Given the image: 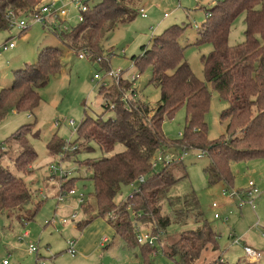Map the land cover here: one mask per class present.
Wrapping results in <instances>:
<instances>
[{
	"label": "rangeland",
	"instance_id": "1",
	"mask_svg": "<svg viewBox=\"0 0 264 264\" xmlns=\"http://www.w3.org/2000/svg\"><path fill=\"white\" fill-rule=\"evenodd\" d=\"M98 1L89 0L88 5L92 6ZM215 1L132 0L131 6L135 10L132 17L109 31L102 39L101 47L90 57L84 55L78 58L73 50L80 51V48L68 49L58 37L61 30L70 29L80 19L76 0H38L32 7L51 4V12L64 9L66 14L56 18L52 16L51 20L46 17L45 25L37 22L20 31L13 24L0 32V89L11 85L13 72L18 67L37 62L43 48L53 46L61 51L60 70L51 74L47 83L38 89L41 97L38 107L32 113L9 111L0 122L2 164L6 165L9 159L18 155L20 149L17 144L6 138L22 125L33 124L30 125L31 131L26 133V139L36 154L31 161L30 172H20L11 167L13 173L23 179L31 196L22 210L15 209L12 217L0 211V264L3 259L8 264H35L36 255L28 252L31 244L37 246L45 264H174L171 258L163 254V247L173 243L182 231L195 229L197 224L192 219L183 224H170L155 240L153 252L142 249L134 237L132 242L135 244L127 245L124 239L114 234L107 223L108 216L85 224L80 204L83 201L94 204V187L89 179L91 171L84 162L103 153L94 144L93 149L80 148L78 152H73L74 146L80 142L76 128L85 112L92 118L114 116L111 109L104 110L106 100L99 94V86L105 81L107 90L115 97L117 83L106 76L108 69L119 71L121 79L126 84L130 83L123 95L129 96L133 104H144L151 111L156 107L160 90L150 82V67L140 69L131 58L138 56L142 47L149 48L154 37L170 25L185 26L179 40L184 47V57L193 74L204 80L201 57L210 52L211 45L197 43L199 36L195 25L199 26L205 20V9ZM80 4H83L82 0ZM258 6L264 8V0ZM140 8L145 16L138 12ZM244 29V15L241 14L231 25L228 44L241 43ZM8 43H12L13 47L4 49ZM95 73L100 75V79L93 77ZM125 83L120 81L118 85L124 86ZM208 89L210 101L204 119L207 140L212 141L225 133L226 120L220 118V113L227 105L210 84ZM107 102L111 108V99H107ZM125 106L129 107L127 102ZM185 114L186 109L181 106L171 118L164 117L161 122L164 136L172 140L181 138ZM70 120L73 121L72 126L68 123ZM53 137L67 144L68 156L64 152H49L47 145ZM122 148L121 144H117L113 151L106 154ZM164 153L182 156L185 167L186 176L171 188L170 195L195 193L203 217L217 235V249L204 251L196 264H210L218 257L228 264H246L249 260L244 246L261 252L260 260L253 262L264 264V155L231 160L229 171L232 181L231 185H227L222 180L209 182L205 171L210 161L207 155L197 157L201 153L194 150ZM166 154L156 152L154 157ZM161 166L157 161L152 169L156 171ZM63 176L72 179L71 189L75 194L61 189L66 182ZM249 182L257 191L251 197L245 193L250 188ZM139 183L135 181L121 186L114 199L116 204L122 203L138 188ZM80 197L83 198L82 202ZM213 203L216 207H212ZM33 213L32 219L25 218ZM163 213H169L167 204L163 205ZM72 214L75 216L72 217ZM215 214L218 216L214 217ZM18 215L22 217L18 218ZM130 216L133 218L132 211ZM80 222L82 224L78 226ZM140 227L141 231L147 230L145 226ZM23 230L28 231V236H21ZM104 238L106 242H102ZM235 238H240L239 242H233ZM68 241L74 242L76 252L73 256L67 250Z\"/></svg>",
	"mask_w": 264,
	"mask_h": 264
},
{
	"label": "trees",
	"instance_id": "2",
	"mask_svg": "<svg viewBox=\"0 0 264 264\" xmlns=\"http://www.w3.org/2000/svg\"><path fill=\"white\" fill-rule=\"evenodd\" d=\"M37 1L0 0V32L9 29V13L26 17ZM88 1H84L87 9L79 11L78 23L61 30L58 37L66 48L88 50L90 57L101 47L107 33L129 20L135 10L132 0H99L92 6ZM262 1L216 0L205 9V20L195 25L197 43L211 45L210 52L201 57L204 80L193 74L184 57L179 40L185 26L166 27L154 37L149 48L142 47L138 56H132L136 67H150V82L160 90L158 104L152 111L144 104H133L132 100L129 107L125 106L121 98L130 83L126 81V84L121 77L119 82L126 85L119 86V82L115 85V97L107 86H99V94L106 100L104 110L111 109L114 116L92 118L85 112L76 128L80 142L73 148V152H78L80 148L93 149L94 144L103 153L84 162L91 171L89 179L94 187V204L84 201L80 204L85 224L108 216L107 223L114 234L133 246L135 219L157 236L170 224H183L192 219L197 227L182 231L173 243L163 247V254L174 264H196L204 251L217 249V235L203 217L195 193L170 195L171 188L186 176L182 160L161 163L156 171L152 169V160L156 152L204 151L210 160L205 169L209 182L222 180L231 185V160L264 155V8L258 6ZM241 14L244 15V40L231 46L228 44L231 25ZM60 52L59 48L45 47L37 62L14 70L11 85L0 89V122L9 111L32 113L38 107L41 100L38 89L61 68ZM208 84L227 105L220 113V118L226 120L225 133L212 141L207 140L204 119L210 101ZM107 99H111V108ZM181 106L186 109L184 131L180 139L172 140L164 136L161 122L164 117L171 118ZM30 125L33 124L22 125L6 138L17 144L20 149L17 156L4 165L0 154V211L7 217H12L15 209L22 210L31 196L23 179L11 169L31 171L29 167L36 154L26 139V133L32 129ZM117 144L123 146L122 150L107 155ZM47 148L51 154L68 152L67 144L55 137ZM1 149L5 151L4 147ZM140 176L143 181L138 188L116 204L114 199L121 186L132 184ZM64 180L61 189H71L72 179L64 177ZM164 204L169 208L168 214L163 213ZM33 216L34 213L25 218ZM137 244L148 252L155 250V245ZM210 264L228 263L218 257Z\"/></svg>",
	"mask_w": 264,
	"mask_h": 264
},
{
	"label": "built area",
	"instance_id": "3",
	"mask_svg": "<svg viewBox=\"0 0 264 264\" xmlns=\"http://www.w3.org/2000/svg\"><path fill=\"white\" fill-rule=\"evenodd\" d=\"M80 1L81 0H76V4H78V8H79V11H85L87 9V6L85 5L84 1L85 0H82L83 4H80ZM51 4H46V5H42L40 7H33L28 16L26 17H16L14 14H11L9 13L8 14V20H9V24L10 25H13V24H16L19 28L20 31L22 30H25L27 29L31 24L33 23H42L43 25H45V21H46V17L52 18V16H54L53 18H56L58 16H63L66 14V11L64 9H60L59 11H55V12H51ZM138 12L141 14V16H145L144 14V10L143 9H139ZM165 15V14H164ZM13 47V44L12 43H8L7 45H4V49H7V48H11ZM77 57L78 58H83L84 55H88V52L87 50L85 49H81L80 51H77L75 52ZM106 76L108 78H111L112 80H114L116 83L119 82V79L121 77V74L119 71H114L112 69H108L106 70ZM93 77L95 79H100V75L98 73H95L93 75ZM135 78V77H134ZM133 78V79H134ZM132 79V80H133ZM101 85H105L106 86V82L105 81H102V84ZM132 90H130L131 92ZM121 100L123 101V103L127 102L129 103V101H131V99L129 98V96H126L125 94L122 96ZM69 125H73V121H69L68 122ZM163 153V152H162ZM201 154H197V157H201L202 155H205V152H200ZM163 154H166V153H163ZM172 159H182V156L180 155H177V156H174V155H158L156 157L153 158L152 160V166H155L157 161L160 162V163H164V164H167L169 163ZM138 182H142L143 181V176H140L138 179H137ZM249 189L245 192L246 195L248 197H251V196H254L256 194V189L253 188V184L252 182H249ZM68 192L70 194H75V191L74 189H69ZM233 193H231V195H233ZM59 200H61V197L58 198ZM80 202L83 201V198L80 197L79 198ZM250 203H252L250 201ZM252 207H254L253 205H251ZM212 207H216V204L213 203L212 204ZM75 216V214H72V217ZM218 215L215 214L214 217H217ZM62 222H65V220H63ZM138 221L135 219V221H133V229H134V232H135V239H136V242L137 243H146L148 244L149 246H153L154 245V242L156 239H158L159 237V234L158 236L157 235H154V234H151L150 231L148 230H142L141 231V227L140 225L137 223ZM21 236L22 237H25V236H28V231L26 230H23L22 233H21ZM240 238H235L233 240V242L237 243L239 242ZM103 241H106V239L104 238ZM67 250L68 252L73 256L75 255V248H74V242L73 241H68V246H67ZM28 252L30 254H35L36 256V264H45L43 262V258H40L39 257V251H38V248L37 246L35 245H30L28 247ZM244 252L248 258L249 261L253 262V261H258L260 260V258L262 257V253L249 247V246H244ZM3 264H8L7 260H3L2 261Z\"/></svg>",
	"mask_w": 264,
	"mask_h": 264
},
{
	"label": "crops",
	"instance_id": "4",
	"mask_svg": "<svg viewBox=\"0 0 264 264\" xmlns=\"http://www.w3.org/2000/svg\"><path fill=\"white\" fill-rule=\"evenodd\" d=\"M24 65H25V64H24ZM18 68H21V67H18ZM18 68H17V69H18ZM78 226H79V225H78ZM106 241H107V240H106ZM106 241H103V240H102V242H106ZM100 245H101V244H100ZM39 257H40V258H44V257L40 254V252H39ZM3 260H4V259H3ZM2 264H3V263H2ZM35 264H36V260H35Z\"/></svg>",
	"mask_w": 264,
	"mask_h": 264
}]
</instances>
